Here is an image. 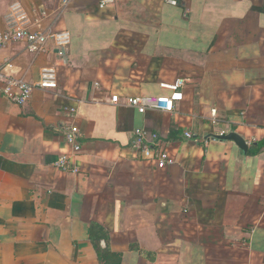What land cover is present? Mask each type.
<instances>
[{
    "label": "crops",
    "instance_id": "0c3cea01",
    "mask_svg": "<svg viewBox=\"0 0 264 264\" xmlns=\"http://www.w3.org/2000/svg\"><path fill=\"white\" fill-rule=\"evenodd\" d=\"M16 1L61 8L40 27L71 44L65 57L53 44L0 50V67L30 81L58 70V87L25 106L0 95V264H101L93 223L121 264H264V147L252 151L264 140V0H0V27ZM178 78L173 112L112 102L168 94L161 82ZM69 123L78 173L55 166ZM137 130L168 152L166 168L134 146ZM231 131L247 152L216 137Z\"/></svg>",
    "mask_w": 264,
    "mask_h": 264
},
{
    "label": "built area",
    "instance_id": "2783aa9c",
    "mask_svg": "<svg viewBox=\"0 0 264 264\" xmlns=\"http://www.w3.org/2000/svg\"><path fill=\"white\" fill-rule=\"evenodd\" d=\"M114 0H100V7L105 8ZM172 5H179L180 0H167ZM63 8L68 4L63 0ZM61 8L57 7L49 11L29 10L22 2H14L4 17V24L0 27V50L9 46L22 45L23 49L31 54L39 55L48 52L50 44L55 48L58 57H65L71 44V34L68 30L56 29L52 26L40 27L47 19L53 18L54 23L58 20ZM0 67V95L8 98L19 106H25L33 96L36 89L58 87V70L54 65H46L41 68L38 80L30 81L24 76L16 75L9 71L10 61ZM186 80L178 78L173 82H161V87L168 90V94L162 95H133L124 100L119 94L112 96V102L116 105L124 104L136 109L140 113L148 111L173 112L175 104L184 100V87ZM75 113L76 109L71 108ZM185 136L191 138L193 133L186 131ZM65 137L71 147L70 153L62 154L55 162V166L63 171L78 173L80 167L74 162V158L82 151L79 141V128L74 123L67 124ZM134 146L141 150L145 157L152 159L158 168H166L171 159L168 152L159 146H150L147 133L137 130L135 133Z\"/></svg>",
    "mask_w": 264,
    "mask_h": 264
},
{
    "label": "trees",
    "instance_id": "16d2710c",
    "mask_svg": "<svg viewBox=\"0 0 264 264\" xmlns=\"http://www.w3.org/2000/svg\"><path fill=\"white\" fill-rule=\"evenodd\" d=\"M264 147V140L257 143L252 150L254 153L259 152ZM90 239L97 251L98 259L101 264H121L122 255L120 253L113 252L108 244L104 247L102 241L108 243L109 235L108 231L97 223H93L90 227Z\"/></svg>",
    "mask_w": 264,
    "mask_h": 264
},
{
    "label": "water",
    "instance_id": "95a60500",
    "mask_svg": "<svg viewBox=\"0 0 264 264\" xmlns=\"http://www.w3.org/2000/svg\"><path fill=\"white\" fill-rule=\"evenodd\" d=\"M218 139L232 140L234 141L242 150L248 151L249 142L238 132L231 131L227 134L216 135Z\"/></svg>",
    "mask_w": 264,
    "mask_h": 264
}]
</instances>
